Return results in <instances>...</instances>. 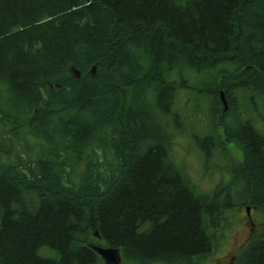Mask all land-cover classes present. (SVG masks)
Here are the masks:
<instances>
[{
	"label": "trees",
	"instance_id": "obj_1",
	"mask_svg": "<svg viewBox=\"0 0 264 264\" xmlns=\"http://www.w3.org/2000/svg\"><path fill=\"white\" fill-rule=\"evenodd\" d=\"M241 208L264 264V0H0V264H202Z\"/></svg>",
	"mask_w": 264,
	"mask_h": 264
},
{
	"label": "rangeland",
	"instance_id": "obj_2",
	"mask_svg": "<svg viewBox=\"0 0 264 264\" xmlns=\"http://www.w3.org/2000/svg\"><path fill=\"white\" fill-rule=\"evenodd\" d=\"M179 138L173 153L175 161L187 167L193 181L202 190L209 191L217 182L221 181V172H212L211 174L200 172V160L197 154L191 149V146H187L186 139L183 136ZM227 149L236 161L241 162L242 156L236 147L228 145ZM231 221L232 223L222 232L214 254L202 264H236L240 252L245 248L247 240L259 226L258 224L262 222V218L255 209H249V215H247L245 208H241L234 212ZM93 243L95 246L108 248L107 244L102 240L96 239ZM102 262V264H113ZM117 264L125 263L120 260Z\"/></svg>",
	"mask_w": 264,
	"mask_h": 264
},
{
	"label": "water",
	"instance_id": "obj_3",
	"mask_svg": "<svg viewBox=\"0 0 264 264\" xmlns=\"http://www.w3.org/2000/svg\"><path fill=\"white\" fill-rule=\"evenodd\" d=\"M95 68H93L92 71H94ZM78 74V73H77ZM222 103L226 109V103L223 98V95H221ZM246 213L249 215V208H246ZM97 235V234H96ZM94 250L100 255L102 259H104L107 263H113L117 264L120 261V257L118 255V252L115 249L112 248H100V247H94Z\"/></svg>",
	"mask_w": 264,
	"mask_h": 264
}]
</instances>
